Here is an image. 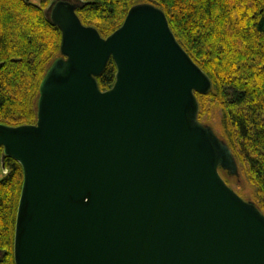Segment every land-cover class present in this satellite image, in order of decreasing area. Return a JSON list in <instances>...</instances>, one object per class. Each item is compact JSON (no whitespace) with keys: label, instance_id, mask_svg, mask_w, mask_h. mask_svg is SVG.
<instances>
[{"label":"water","instance_id":"water-1","mask_svg":"<svg viewBox=\"0 0 264 264\" xmlns=\"http://www.w3.org/2000/svg\"><path fill=\"white\" fill-rule=\"evenodd\" d=\"M78 5L47 7L60 55L35 122L0 123V159L22 168L14 263L264 264V213L224 180L220 169L239 175L232 151L197 118L195 92L211 79L163 10L133 4L102 37ZM109 58L115 78L101 90Z\"/></svg>","mask_w":264,"mask_h":264},{"label":"trees","instance_id":"trees-1","mask_svg":"<svg viewBox=\"0 0 264 264\" xmlns=\"http://www.w3.org/2000/svg\"><path fill=\"white\" fill-rule=\"evenodd\" d=\"M51 1L0 0V123L35 122L40 81L60 55L61 33L46 12ZM77 1L81 23L102 37L121 25L133 4L147 2L163 10L178 43L212 82L207 93L195 92L197 118L227 143L239 176L252 187L251 200L264 213V0ZM115 71L109 58L96 76L101 90L112 85ZM1 162L6 171L0 177V264H15L22 168L8 156ZM219 171L229 185L237 177Z\"/></svg>","mask_w":264,"mask_h":264},{"label":"rangeland","instance_id":"rangeland-1","mask_svg":"<svg viewBox=\"0 0 264 264\" xmlns=\"http://www.w3.org/2000/svg\"><path fill=\"white\" fill-rule=\"evenodd\" d=\"M33 1L36 2L37 0H33ZM215 117H216V119H219V113ZM5 171H6V169L2 166V162H1V159H0V177L3 176ZM230 185L237 192H239V195L242 196L243 198H245V199L253 198L252 187L244 180V178L242 176L238 175L236 178H231Z\"/></svg>","mask_w":264,"mask_h":264}]
</instances>
